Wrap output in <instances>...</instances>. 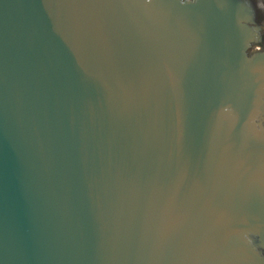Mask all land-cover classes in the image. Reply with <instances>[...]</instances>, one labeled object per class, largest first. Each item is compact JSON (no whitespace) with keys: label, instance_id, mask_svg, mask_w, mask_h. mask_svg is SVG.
Wrapping results in <instances>:
<instances>
[{"label":"water","instance_id":"water-1","mask_svg":"<svg viewBox=\"0 0 264 264\" xmlns=\"http://www.w3.org/2000/svg\"><path fill=\"white\" fill-rule=\"evenodd\" d=\"M264 0H0V264H264Z\"/></svg>","mask_w":264,"mask_h":264},{"label":"flooded vegetation","instance_id":"flooded-vegetation-1","mask_svg":"<svg viewBox=\"0 0 264 264\" xmlns=\"http://www.w3.org/2000/svg\"><path fill=\"white\" fill-rule=\"evenodd\" d=\"M264 256V255H263Z\"/></svg>","mask_w":264,"mask_h":264}]
</instances>
